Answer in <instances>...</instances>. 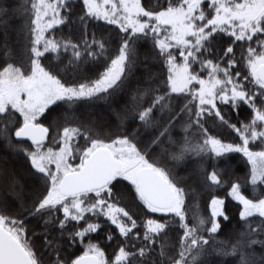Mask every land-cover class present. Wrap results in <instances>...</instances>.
Segmentation results:
<instances>
[{
	"label": "snow or ice",
	"instance_id": "1",
	"mask_svg": "<svg viewBox=\"0 0 264 264\" xmlns=\"http://www.w3.org/2000/svg\"><path fill=\"white\" fill-rule=\"evenodd\" d=\"M0 264H264V0H0Z\"/></svg>",
	"mask_w": 264,
	"mask_h": 264
},
{
	"label": "trees",
	"instance_id": "2",
	"mask_svg": "<svg viewBox=\"0 0 264 264\" xmlns=\"http://www.w3.org/2000/svg\"><path fill=\"white\" fill-rule=\"evenodd\" d=\"M14 23H19V18H16L15 19V21H14ZM142 71L144 70L143 69V67H142V69H141ZM233 161H235L236 163H231V165H232V168H233V170L235 171V173H236V175H240V173L241 174H244V171H245V169L243 168L244 167V162L239 158V155L238 154H236V159L235 160H233ZM223 163V162H222ZM221 163V164H222ZM208 191H210V190H205V191H203L202 193H201V195H202V197H205V198H209L210 199V197L208 196ZM217 191V193L219 194V195H221V196H226V190H224V189H217L216 190ZM246 194H248V195H250L251 194V190L248 188V190L246 191ZM227 200L228 201H226V203H229V201H230V198H227ZM230 208H231V210L233 211V212H235L234 211V209H235V203H233V202H231V204H230ZM237 214V213H236ZM237 219H238V217H237Z\"/></svg>",
	"mask_w": 264,
	"mask_h": 264
},
{
	"label": "rangeland",
	"instance_id": "3",
	"mask_svg": "<svg viewBox=\"0 0 264 264\" xmlns=\"http://www.w3.org/2000/svg\"><path fill=\"white\" fill-rule=\"evenodd\" d=\"M142 69V68H141ZM229 163H236L235 161H230ZM237 164V163H236ZM244 165V164H243ZM221 167H223V163L221 164ZM244 168V167H243ZM239 176H243V174H241L240 173V175ZM249 189L251 190V188L249 187ZM226 201H228L227 199H226ZM233 203H235V202H233ZM234 211L236 212V209H234ZM237 214H236V216L238 217V212H236Z\"/></svg>",
	"mask_w": 264,
	"mask_h": 264
}]
</instances>
